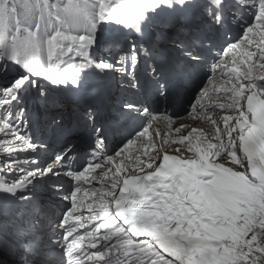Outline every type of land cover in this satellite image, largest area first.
<instances>
[{"label":"snow or ice","instance_id":"6c2138e0","mask_svg":"<svg viewBox=\"0 0 264 264\" xmlns=\"http://www.w3.org/2000/svg\"><path fill=\"white\" fill-rule=\"evenodd\" d=\"M11 67L0 264H264V0H0V75ZM112 80L165 105L190 89L198 126L122 99L120 119L140 123L109 151L96 113ZM61 93L92 100L69 130H87L83 155L34 135L63 127ZM39 187L64 201L43 220L22 211Z\"/></svg>","mask_w":264,"mask_h":264},{"label":"bare ground","instance_id":"6f19581e","mask_svg":"<svg viewBox=\"0 0 264 264\" xmlns=\"http://www.w3.org/2000/svg\"><path fill=\"white\" fill-rule=\"evenodd\" d=\"M7 75H9V74H7ZM13 76V75H12ZM10 77V76H9ZM261 110H262V107L261 106H258V108H257V114L260 116V114H262L261 113ZM184 122H186V123H189V124H191L192 126H198V124H193L192 123V121H191V119L188 117V116H186L185 118H184ZM200 123H202V122H200ZM160 124V125H159ZM175 124V126H179V123H178V121H176V123H174ZM155 126L156 127H158V126H160V128L161 129H164L166 126L164 125V123H156L155 124Z\"/></svg>","mask_w":264,"mask_h":264},{"label":"rangeland","instance_id":"374dc122","mask_svg":"<svg viewBox=\"0 0 264 264\" xmlns=\"http://www.w3.org/2000/svg\"><path fill=\"white\" fill-rule=\"evenodd\" d=\"M9 75L7 76H3V75H0V82H5L6 79L12 77V75L14 76V74L12 72H8ZM10 76V77H9ZM261 124L264 126V115L262 116L261 118ZM263 135H262V139H261V142L263 141ZM264 145V144H263Z\"/></svg>","mask_w":264,"mask_h":264}]
</instances>
